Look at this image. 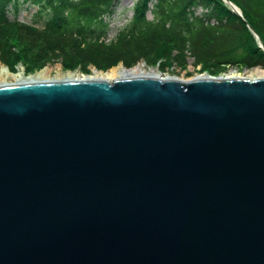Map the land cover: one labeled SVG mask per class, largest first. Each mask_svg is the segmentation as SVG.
Returning <instances> with one entry per match:
<instances>
[{"label": "water", "instance_id": "95a60500", "mask_svg": "<svg viewBox=\"0 0 264 264\" xmlns=\"http://www.w3.org/2000/svg\"><path fill=\"white\" fill-rule=\"evenodd\" d=\"M0 264H264V77L0 85Z\"/></svg>", "mask_w": 264, "mask_h": 264}, {"label": "trees", "instance_id": "16d2710c", "mask_svg": "<svg viewBox=\"0 0 264 264\" xmlns=\"http://www.w3.org/2000/svg\"><path fill=\"white\" fill-rule=\"evenodd\" d=\"M230 1L242 18L223 0H136L130 21L109 39L106 18L117 0H0V62L11 71L21 61L40 68L61 55L62 69L88 72L89 64L105 71L141 60L184 68L189 56L211 75L230 65L264 68L247 28L264 46V0ZM20 4L36 7L31 23L14 19Z\"/></svg>", "mask_w": 264, "mask_h": 264}, {"label": "rangeland", "instance_id": "374dc122", "mask_svg": "<svg viewBox=\"0 0 264 264\" xmlns=\"http://www.w3.org/2000/svg\"><path fill=\"white\" fill-rule=\"evenodd\" d=\"M135 2L136 0H117L115 7L113 8L112 14H110V16L106 18V20H108L109 28H110L109 33H108L109 39H112L115 36L117 30L125 26L130 21L133 15L132 7ZM26 6L27 4H20L19 5L20 8L17 12L16 18L12 17L13 14H10L9 17L11 19L14 18L24 23H31L33 20V12L36 10V7H26ZM147 16L149 19L152 17L151 14L149 13ZM60 57L61 55L58 56L57 59H53L47 62L45 65H43L40 68L34 65H27V66L23 65L22 64L23 62L21 61V62H18V64L14 66L13 72L17 71V69L20 67L23 69L24 72L26 69L25 74H34L36 71H39L43 68H47L48 69L47 76L48 78L52 79L56 76L58 69H60L61 71H67V70L62 69V60ZM192 62H193V59L188 56L186 59V66L184 68H180L179 66L173 64L169 67H165L164 69H160L157 65L150 66V65H147V63L142 60L139 61L137 64L140 65L142 74H151V75L154 74V75H157V76L159 75L164 78L168 76H175L180 79L186 80L196 75L209 74L207 72L201 71L200 65L194 66ZM120 65L122 64L120 63L116 66H120ZM87 68L89 69L88 72H83L82 70H79V67H77L73 71H76L80 77H84V78L94 77L93 76L94 72H99V71L103 72V70H98V69L93 70V68L95 67L91 64L87 65ZM255 69L264 70L261 67L248 68L244 66L230 65L226 69L220 71L216 75H227L228 76V75L234 74V75H237L238 77L249 78L255 74L254 73Z\"/></svg>", "mask_w": 264, "mask_h": 264}, {"label": "bare ground", "instance_id": "6f19581e", "mask_svg": "<svg viewBox=\"0 0 264 264\" xmlns=\"http://www.w3.org/2000/svg\"><path fill=\"white\" fill-rule=\"evenodd\" d=\"M96 68H93L95 70ZM255 74H251L253 76L249 78H259L264 77V70L255 69ZM48 69L43 68L39 71H36L34 74H25L22 68H18L17 71L13 72L5 65L1 64L0 62V85L5 84H15V83H30V82H43V81H56V80H74L80 79V77L76 71H61L58 69L56 76L52 79L48 78L47 76ZM134 73H141L142 70L140 65L136 64L130 68H126L122 65L114 66L108 69L107 71H99L94 72V77H87V78H96L102 80H112L115 78H123ZM228 76H237L234 74Z\"/></svg>", "mask_w": 264, "mask_h": 264}]
</instances>
